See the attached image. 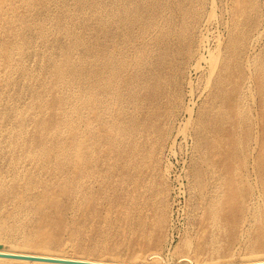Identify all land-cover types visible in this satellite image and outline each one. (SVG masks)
Here are the masks:
<instances>
[{
	"label": "rangeland",
	"instance_id": "obj_1",
	"mask_svg": "<svg viewBox=\"0 0 264 264\" xmlns=\"http://www.w3.org/2000/svg\"><path fill=\"white\" fill-rule=\"evenodd\" d=\"M135 138L163 179L160 226L124 179ZM262 213L264 0H0V245L240 263L264 257Z\"/></svg>",
	"mask_w": 264,
	"mask_h": 264
},
{
	"label": "bare ground",
	"instance_id": "obj_2",
	"mask_svg": "<svg viewBox=\"0 0 264 264\" xmlns=\"http://www.w3.org/2000/svg\"><path fill=\"white\" fill-rule=\"evenodd\" d=\"M199 65H200V63H198ZM157 72L155 73V74H153L152 76H151V78H150V80L149 81H151L152 79H154V77H155V80H156V84L158 85V78L160 77V78H162V75H160L159 73H160V67L159 68H157ZM111 83H113V82H111ZM151 84V83H150ZM106 85V84H105ZM108 86V85H107ZM111 86V85H110ZM155 88H157V87H155ZM61 97V96H60ZM61 101V100H60ZM137 101H139V99L137 100ZM158 101V100H157ZM46 103V102H45ZM133 103V102H132ZM42 104V103H41ZM152 106V105H151ZM155 106V105H154ZM95 108V107H94ZM94 110H96V109H94ZM142 110V109H141ZM150 109H148V111H149ZM153 110V109H152ZM190 110V109H189ZM228 114V113H227ZM224 114H222V116H223ZM139 116V115H138ZM226 117V116H225ZM223 118V117H222ZM229 118V117H228ZM145 119V118H144ZM227 119V118H226ZM159 120V119H158ZM134 122L136 121V120H133ZM143 121V120H142ZM145 121V120H144ZM143 121V122H144ZM229 121H230V119H229ZM133 122V123H134ZM141 122V121H140ZM156 122V121H155ZM216 122V121H215ZM214 122V123H215ZM136 123H137V121H136ZM135 123V124H136ZM153 123V122H152ZM157 123H158V121H157ZM209 123V122H208ZM138 124V123H137ZM206 124V123H205ZM204 124V125H205ZM217 125V124H216ZM215 125V126H216ZM206 126V125H205ZM212 126V125H211ZM221 126V125H220ZM145 127V126H144ZM151 127V126H150ZM207 127H208V125H207ZM129 128V127H128ZM127 128V129H128ZM132 128V127H131ZM162 128V127H161ZM209 128V127H208ZM212 128H213V126H212ZM212 128H209V130L210 129H212ZM134 129V128H133ZM206 129V127L205 128H203V130H205ZM128 130H131V129H128ZM141 130H142V128H141ZM187 130V129H186ZM135 131V130H134ZM206 131V130H205ZM213 131V130H212ZM125 132V131H124ZM127 132V131H126ZM125 132V133H126ZM131 132V131H130ZM129 132V133H130ZM207 132V131H206ZM128 133V135H130V134H132V133H130L129 134ZM136 133H137V131H136ZM135 133V134H136ZM237 133V132H236ZM127 134V133H126ZM140 134H141V132H140ZM159 134V133H158ZM131 136V135H130ZM150 136V135H149ZM204 136V135H203ZM202 136V137H203ZM133 137V136H132ZM136 137V136H135ZM138 137V136H137ZM136 137V138H137ZM126 138V137H125ZM135 138V144L133 143V147L131 148V156H132V158H133V160L132 159H130V161L132 160V162H131V164L132 165H130V169L129 170H127V177H124V175H123V177H124V179L125 178H128L129 177V181L131 182V185H132V187H133V185H135V187H136V189H137V187H142L143 189V191L141 192V193H138V194H140V197L142 198V200L144 201V200H146L147 202H145V205H144V208L146 207V209H151L153 212L151 213V218H152V220H153V223H151L152 224V226H154V225H156V226H160V224H162V222H163V218H164V213H163V207L162 206H159L157 209L155 208V206H156V204H157V202H159V201H157L156 199H157V196H158V194H157V185L158 184H161L162 183V178L161 177H159L157 174H156V172H155V169H156V165H154L153 163H150V160H148V157L150 156V154H148V152H147V154L149 155L148 157H147V154L145 153V152H143V148H141V144H139V142H141V140L140 139H136ZM128 140V139H127ZM126 140V141H127ZM132 140V139H131ZM151 140V139H150ZM148 141V140H147ZM153 141V140H152ZM155 142V141H154ZM127 143V142H126ZM150 144V143H149ZM236 144V143H235ZM121 145V144H120ZM125 145V144H124ZM218 146H219V143L217 144ZM155 146H158V145H155ZM235 146V145H234ZM126 147V146H125ZM157 148V147H156ZM156 148H154L155 150H156ZM208 149V148H207ZM234 149H236V146L234 147ZM150 150H152V148H150ZM212 150V149H211ZM120 151H122V149L120 150ZM120 151H119V153H120ZM152 152V151H151ZM153 152H155V151H153ZM233 152H234V150H233ZM232 152V153H233ZM129 153V152H128ZM127 153V154H128ZM204 153H205V151H204ZM155 154V153H154ZM209 154V153H208ZM234 154V153H233ZM210 155V154H209ZM135 156V157H134ZM151 156H153L152 154H151ZM231 156V155H230ZM128 158V157H127ZM230 158V157H229ZM129 159V158H128ZM151 160H152V158H151ZM230 160V159H229ZM226 161V159L224 160V162ZM233 161V160H232ZM128 163H130L129 161H127ZM158 162V161H157ZM156 162V163H157ZM234 162V161H233ZM127 163V164H128ZM155 163V164H156ZM225 164H228L227 163V161L225 162ZM126 168H127V166H126ZM125 168V169H126ZM120 169H122V168H119L118 167V169H117V172H122ZM128 169V168H127ZM236 169V168H235ZM234 169V170H235ZM124 170V169H123ZM166 171V170H165ZM236 171V170H235ZM126 173V172H125ZM164 173V172H163ZM222 173V172H221ZM233 173H234V171H233ZM118 174V173H117ZM227 174V173H226ZM235 174V176L237 175L236 174V172L234 173ZM122 175V174H121ZM121 175H120V177H121ZM221 175V174H220ZM119 177V178H120ZM221 177H223L222 175H221ZM221 177H220V179H221ZM165 178V177H164ZM237 179H239V178H237ZM237 179H233V182H230V180H226V181H224V183H225V185H228V193H227V199L226 198H224V199H226L225 200V202L224 203H221L220 205H219V208H218V210H215L214 208V211H213V213L214 214H212L210 217L213 219V221H214V223L216 224L217 223V226H218V224L221 222H223V221H226L227 223L229 222V221H231V222H234L235 221V219H236V214H235V212H236V210H237V205H236V203L238 202L237 201V196H238V194H239V183H238V181H237ZM122 181V180H121ZM126 181V180H125ZM222 181V180H221ZM123 182V181H122ZM129 182V183H130ZM134 184H133V183ZM223 182V181H222ZM118 184H119V182H118ZM122 184V183H121ZM126 184V183H125ZM127 186V185H126ZM220 186H222V185H220ZM226 187V186H225ZM133 191L135 192V190L133 189ZM139 192H140V190H139ZM126 193V192H125ZM159 193V195H160V192H158ZM213 193V192H212ZM128 194V193H127ZM162 194V193H161ZM225 195V194H224ZM223 195V196H224ZM162 196V195H161ZM160 196V197H161ZM139 197V198H140ZM138 198V199H139ZM158 198H159V196H158ZM222 199V198H221ZM159 200V199H158ZM160 200H161V198H160ZM163 200V199H162ZM161 200V201H162ZM234 201V203H232V205H231V207H230V201ZM157 201V202H156ZM218 202V201H217ZM236 202V203H235ZM163 203V202H162ZM161 203V204H162ZM220 203V202H219ZM219 203H217V204H219ZM159 204V203H158ZM157 204V205H158ZM216 206V205H215ZM143 207V206H142ZM229 207H230V210L231 211H228L229 210ZM142 209V208H141ZM145 209V210H146ZM156 209V210H155ZM165 209V208H164ZM227 209V210H226ZM211 210V209H210ZM50 211H51V209H50ZM148 211V210H147ZM146 211V212H147ZM137 212H139V211H137ZM145 212V211H144ZM143 212V213H144ZM149 212V211H148ZM211 212H212V210H211ZM49 214H52V213H49ZM262 214H264V213H262ZM48 215V214H47ZM144 215H147V214H144ZM52 216V215H51ZM141 217H143V216H141ZM147 217V216H146ZM145 217V218H146ZM137 218V217H136ZM135 218V219H136ZM140 218V217H139ZM144 218V217H143ZM141 219V218H140ZM137 220V219H136ZM135 220V221H136ZM142 220V219H141ZM145 220V223H146V220H147V218L146 219H144ZM211 220V219H210ZM140 221V220H139ZM22 222V221H21ZM54 223H56L55 221H53ZM52 222V223H53ZM141 222H143V221H141ZM53 223V224H54ZM148 223H149V221H148ZM164 223V222H163ZM215 224H213V225H215ZM55 225V224H54ZM53 225V226H54ZM139 224H137V226H138ZM146 225V224H145ZM145 225H143V226H145ZM220 225V224H219ZM260 225V228L262 229V230H264V223L263 224H259ZM52 226V227H53ZM134 226V225H133ZM152 226H147L148 228H146L147 230H149V232H151V231H154V228H152ZM141 227H142V225H141ZM146 227V226H145ZM215 227H216V225H215ZM57 228V230H60L62 227L61 226H59V225H56L55 226V229ZM136 228H138V227H136ZM157 228V227H156ZM219 228V227H218ZM139 229V228H138ZM144 229V228H143ZM144 231V230H143ZM145 232V231H144ZM148 233V232H147ZM149 235V234H148ZM143 236V235H142ZM150 236V235H149ZM0 253H11V254H22V255H29V256H40V257H47V258H60V259H69V260H82V261H89V262H101V263H106V264H144V263H140V262H132V261H116V260H102V259H97V258H83V257H76V256H70V255H56V254H51V253H38V252H32V251H24V250H16V249H13V248H6V247H4V248H2V249H0ZM183 257V256H182ZM182 259V258H181ZM184 259H187V258H184ZM184 259H182V260H184ZM185 261H187V260H185ZM7 262H11V263H20V264H58V263H50V262H42V261H28V260H21V259H10V258H3V257H0V263H7ZM264 262V257H257V258H254V259H250V260H246V261H243V262H240V263H227V264H258V263H263ZM225 263V262H224ZM149 264H154V263H149ZM155 264H157V263H155Z\"/></svg>",
	"mask_w": 264,
	"mask_h": 264
},
{
	"label": "water",
	"instance_id": "obj_3",
	"mask_svg": "<svg viewBox=\"0 0 264 264\" xmlns=\"http://www.w3.org/2000/svg\"><path fill=\"white\" fill-rule=\"evenodd\" d=\"M4 248L1 244L0 249ZM0 257L3 258H10V259H21V260H28V261H42V262H50V263H58V264H106L101 262H89V261H82V260H69V259H60V258H47V257H40V256H29V255H22V254H11V253H0ZM258 264H264L258 263Z\"/></svg>",
	"mask_w": 264,
	"mask_h": 264
}]
</instances>
